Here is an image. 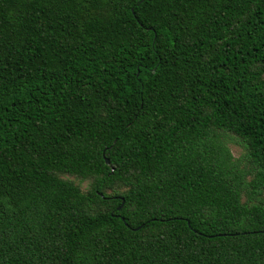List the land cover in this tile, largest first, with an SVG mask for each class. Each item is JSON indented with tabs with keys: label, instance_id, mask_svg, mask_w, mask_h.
<instances>
[{
	"label": "trees",
	"instance_id": "trees-1",
	"mask_svg": "<svg viewBox=\"0 0 264 264\" xmlns=\"http://www.w3.org/2000/svg\"><path fill=\"white\" fill-rule=\"evenodd\" d=\"M0 264H264V0H0Z\"/></svg>",
	"mask_w": 264,
	"mask_h": 264
},
{
	"label": "rangeland",
	"instance_id": "rangeland-1",
	"mask_svg": "<svg viewBox=\"0 0 264 264\" xmlns=\"http://www.w3.org/2000/svg\"><path fill=\"white\" fill-rule=\"evenodd\" d=\"M228 146H229V148H230V150H231V152H232V154H233L234 157H238L241 154V149L238 146H236V145H234L232 143H230ZM65 177L73 180L76 183L79 182L74 177H71V176H65ZM80 185H81L82 189H85L86 186H87V182H82V183H80Z\"/></svg>",
	"mask_w": 264,
	"mask_h": 264
},
{
	"label": "water",
	"instance_id": "water-1",
	"mask_svg": "<svg viewBox=\"0 0 264 264\" xmlns=\"http://www.w3.org/2000/svg\"><path fill=\"white\" fill-rule=\"evenodd\" d=\"M105 162H106V164H109V160H108V159H105ZM122 204H123V200H122V203H121V205L118 207V209H120V208H121Z\"/></svg>",
	"mask_w": 264,
	"mask_h": 264
}]
</instances>
